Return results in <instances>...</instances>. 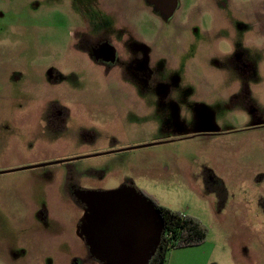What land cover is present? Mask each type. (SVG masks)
<instances>
[{"label": "rangeland", "instance_id": "1", "mask_svg": "<svg viewBox=\"0 0 264 264\" xmlns=\"http://www.w3.org/2000/svg\"><path fill=\"white\" fill-rule=\"evenodd\" d=\"M85 32L123 61L92 60ZM86 151L110 152L67 160ZM72 180L200 220L166 264H264V0H0V264H101Z\"/></svg>", "mask_w": 264, "mask_h": 264}, {"label": "water", "instance_id": "2", "mask_svg": "<svg viewBox=\"0 0 264 264\" xmlns=\"http://www.w3.org/2000/svg\"><path fill=\"white\" fill-rule=\"evenodd\" d=\"M80 197L87 204L80 236L95 259L101 264H150L164 231L150 199L129 187Z\"/></svg>", "mask_w": 264, "mask_h": 264}, {"label": "flooded vegetation", "instance_id": "3", "mask_svg": "<svg viewBox=\"0 0 264 264\" xmlns=\"http://www.w3.org/2000/svg\"><path fill=\"white\" fill-rule=\"evenodd\" d=\"M151 2L157 4L158 6H161L163 9L167 10V9H170L174 6V2L175 0H150ZM129 28V27H127ZM130 32L132 31L130 28H129ZM90 32H85V39L87 41L84 42V44H86V47L89 49V57L92 59V60H95L97 63L99 64H102V65H106L108 67L112 66V65H115V64H119L120 63V60L123 61L122 59H124V56L120 55L119 52H117V49L112 45V44H115L113 43L108 36H103L101 38H99L97 41H93L90 39ZM91 40V42L88 41V39ZM132 47V50H136L138 47V45H133L131 46ZM130 60L131 64H133V69L135 70H142L143 67H144V62L146 60V58H144L142 61L139 59V58H135V60L132 62V58H128L127 61ZM59 108V107H57ZM57 108H54V110H47V116L51 119H56L55 121H62V124H65V122L68 123V121L70 120V115L68 114H65L63 110H60V109H57ZM88 116L90 117V121L89 122H81L80 120H78L77 118H74V119H77V122L78 123H81V124H84V125H90V123H94L97 121V117H101V114H99L98 112H95V111H88ZM71 122V120H70ZM80 125H77L76 128H78ZM79 135V134H78ZM77 139V138H76ZM75 139V140H76ZM81 139V140H80ZM80 141L84 140L83 137H80ZM83 142V141H82ZM85 144V143H84ZM106 153V152H110V151H102V152H80L78 153L77 155H73L71 156V158H68L67 160L68 161H80V160H88V159H91V158H94L98 155H103V153ZM121 187H129V188H133L135 189L136 191L138 192H141L144 194V192L136 189L132 184L130 183H124L122 184L119 188ZM118 189V188H116ZM111 190H114V189H111ZM105 191H110V190H100V189H96L94 187H87L83 184H81L79 181H71L69 184H68V187H67V192L69 193V196H70V199L75 203L77 204L80 208H81V212H82V215H81V220H80V223L78 225V235L80 236V233H81V229H80V226L82 224V217L83 215L85 214V210L87 208V204L81 199L80 195L81 193H87V192H105ZM84 242H85V239L84 237L80 236ZM86 244V242H85ZM87 247V253L93 257L90 252H89V248L88 246L86 245Z\"/></svg>", "mask_w": 264, "mask_h": 264}, {"label": "trees", "instance_id": "4", "mask_svg": "<svg viewBox=\"0 0 264 264\" xmlns=\"http://www.w3.org/2000/svg\"><path fill=\"white\" fill-rule=\"evenodd\" d=\"M144 195L154 203L164 221L162 238L150 264H166L170 250L199 245L206 240L208 229L196 217L162 205L146 193Z\"/></svg>", "mask_w": 264, "mask_h": 264}]
</instances>
